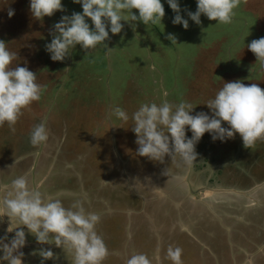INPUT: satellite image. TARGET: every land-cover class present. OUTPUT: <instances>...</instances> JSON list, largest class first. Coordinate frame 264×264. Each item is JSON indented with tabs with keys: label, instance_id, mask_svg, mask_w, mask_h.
<instances>
[{
	"label": "rangeland",
	"instance_id": "rangeland-1",
	"mask_svg": "<svg viewBox=\"0 0 264 264\" xmlns=\"http://www.w3.org/2000/svg\"><path fill=\"white\" fill-rule=\"evenodd\" d=\"M161 3V24L137 21L134 29L121 21L124 28L115 35L109 25L105 44L111 50L98 45L87 55L77 45L61 62L51 59L46 44L54 24L82 14V4L62 0L65 11L41 21L32 16L30 0H0V40L18 55L12 67H27L46 86L15 132L7 123L0 127V169L20 162L25 173L39 170L40 183L55 187L52 198L65 207L80 202L100 215L96 231L110 251L103 264H126L135 253L151 264H173L169 246L182 248L183 264H264V141L246 149L238 133L225 141L205 133L196 160L166 156L159 162L137 155L131 129L143 103L187 101L195 107L191 114L211 116L206 102L225 82L264 89V67L247 48L264 37V0H242L231 24L202 14L200 25L187 15L196 11V0H178L187 30L172 23L176 13L167 0ZM116 107L127 112V122L109 115ZM42 120L49 138L33 147L30 134Z\"/></svg>",
	"mask_w": 264,
	"mask_h": 264
},
{
	"label": "clouds",
	"instance_id": "clouds-1",
	"mask_svg": "<svg viewBox=\"0 0 264 264\" xmlns=\"http://www.w3.org/2000/svg\"><path fill=\"white\" fill-rule=\"evenodd\" d=\"M73 2L82 4L83 12L65 15L54 24V30L50 33L51 42L46 44V51L51 54L53 61L62 62L69 58L77 45L87 55L98 45L108 49L105 41L110 39L109 25L110 32L115 35L124 28L121 21L132 23L135 29L134 22L140 21L146 26L158 25L165 17L161 0ZM243 2L247 3V0ZM167 3L176 13L172 23L181 24L187 30L189 22L181 16L178 0H167ZM196 3L195 12L185 11L197 25L201 24L202 14L219 24H231L242 0H196ZM133 10L138 11V16ZM57 11H65L62 0H30V12L37 20L51 17ZM14 14V9H9V18ZM86 18L91 20L94 27L86 22ZM166 38L172 44H177L174 34H168ZM247 48L264 67V37L252 40ZM16 59L17 53L10 52L7 43L0 40V127L7 123L13 132L23 111L33 102L39 101L46 89V86L37 82V75L27 67H12ZM206 105L211 110V116L205 112L191 114L195 107L187 101L173 104L165 99L160 104H141L131 117L134 122L131 129L136 134L135 142L138 145L137 155L159 162H163L166 156L171 159L179 156L191 163L198 155L196 144L205 133H210L213 141L234 139L238 133L246 149L255 147L258 141H264V89L257 83L245 84L241 80L225 82ZM112 114L124 122L129 120L127 112L120 107L109 113L110 116ZM225 123L228 127L222 126ZM186 129L191 130V138L186 136ZM48 138L47 121L42 120L31 131L30 144L40 147ZM0 206L5 209V213L0 215V222L5 215L10 221L15 218L22 226H26L39 244H54L70 252L72 264H103L110 255L103 237L96 231L100 215L87 212L80 202L65 207L59 199H45L38 189L29 187L26 176L12 180L11 191L0 200ZM25 243L26 234L23 230L15 232L10 246L0 240V250L4 253L0 259L7 261V264H23V252L18 255L14 253ZM182 252L180 247L169 246L167 257L173 264H183ZM38 254L42 258L41 264L45 260L57 258L51 249L41 248ZM126 264H151V261L146 254L135 253L127 259Z\"/></svg>",
	"mask_w": 264,
	"mask_h": 264
},
{
	"label": "crops",
	"instance_id": "crops-1",
	"mask_svg": "<svg viewBox=\"0 0 264 264\" xmlns=\"http://www.w3.org/2000/svg\"><path fill=\"white\" fill-rule=\"evenodd\" d=\"M13 160H11V162H13ZM20 165H21L20 162L18 163L15 162L10 164L4 163V165L0 169V200H3L5 197H7L8 192L11 191L12 180L20 176H26L29 187L31 186L30 188L38 189L42 193L45 199L51 197L52 195L51 193H54L56 191L55 187L52 188V190H48L44 184L40 183V180L38 178L40 177L38 173L39 170L37 171V173H33V174L25 173L23 168H19ZM4 213H5V209L2 206H0V215ZM8 229L12 231L9 232ZM18 230H23L25 232L26 243L22 248H20L16 253H14V255H18L19 252H23L24 254L22 258L23 264H41L42 258L38 254V251L41 248L51 249L57 257L54 260H45L44 264H68V262L72 264L73 257L70 252L64 250L62 247H57L54 244H44V245L39 244L36 238L31 233L28 232L26 226H22L15 218H12L10 221L6 215L2 218V222H0V240H3L4 243L9 244L10 246V242L14 238L15 232ZM235 236H238V231H236ZM5 237H7V239H4ZM3 255H4L3 251L0 250V257H3ZM260 256L263 257V255ZM235 257L237 258V255H235L234 258ZM226 261L224 262V264H228L229 262H231L230 259L228 260V263ZM216 263L219 264V261H216ZM0 264H7V261L0 259Z\"/></svg>",
	"mask_w": 264,
	"mask_h": 264
}]
</instances>
